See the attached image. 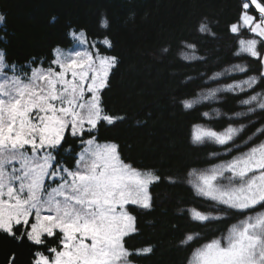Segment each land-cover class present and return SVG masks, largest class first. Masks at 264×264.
<instances>
[{
    "label": "snow or ice",
    "instance_id": "obj_1",
    "mask_svg": "<svg viewBox=\"0 0 264 264\" xmlns=\"http://www.w3.org/2000/svg\"><path fill=\"white\" fill-rule=\"evenodd\" d=\"M4 20L0 15V24ZM102 25L107 26L106 19ZM229 30L253 34L255 38L239 40L240 52L256 58L264 69V0H238ZM199 31L215 36L207 22L200 23ZM72 35L87 47L74 53L56 48L46 67L35 60L18 66L0 49V233L27 241L34 249L31 264H133L132 256L153 249L126 246V238L138 231L129 206L151 209L150 187L161 177L127 162L118 143L99 142L96 132L102 123L113 125L125 118L110 114L102 100L119 61L99 50L101 44L112 47L109 38L89 43L83 30ZM185 48L181 53L185 61L202 59L195 54L194 44ZM246 70L234 64L213 73L209 80L218 82ZM260 82H264V71L259 77L217 84L194 99L175 103L190 110L215 100L221 92L251 91L238 101L246 111L235 112L231 120L257 108L264 111V93L254 91ZM213 112L221 115L219 109ZM202 116L211 118L209 112ZM246 127L229 123L223 131L202 125L193 128V143L218 145L223 154L211 153L219 162L198 174L193 170L189 175L196 178L189 183L198 196L243 218L226 227L219 238L196 248L188 264H264V142L245 143L242 149L236 140ZM257 134L264 136V128L256 129L253 135ZM68 136L80 147L71 167L59 158ZM190 214L199 222L225 219L195 208ZM194 239L189 234L181 243ZM15 261L13 253L7 264Z\"/></svg>",
    "mask_w": 264,
    "mask_h": 264
},
{
    "label": "trees",
    "instance_id": "obj_2",
    "mask_svg": "<svg viewBox=\"0 0 264 264\" xmlns=\"http://www.w3.org/2000/svg\"><path fill=\"white\" fill-rule=\"evenodd\" d=\"M238 0H0V49L18 66L31 61L46 67L54 49L71 48L73 31L83 30L90 41L107 37L112 47H99L101 53L116 56L119 63L112 70L107 87L102 92L104 107L110 114L125 117L113 125L102 123L96 132L100 142L120 145L123 158L141 170H152L161 177L151 186V209L129 206L137 218L138 231L126 238L130 250L151 246L153 251L131 257L135 264H188L193 251L219 238L226 227L243 217L205 200L195 192L190 180L195 174L219 162L213 152L223 149L212 143L195 144V125L223 131L229 123L247 125L236 143L254 146L264 142V136L253 135L264 128V111L239 118L235 112L246 111L239 100L248 94L223 93L211 102L196 104L186 110L175 103L179 99H194L202 91L217 84L260 76L256 58L240 52L239 40L255 38L242 30L232 34ZM107 20V26L102 20ZM207 22L215 33L199 31ZM185 44L196 46L200 60L185 61ZM258 47H260L258 45ZM167 48L168 52L163 49ZM237 53H240L237 55ZM240 64L245 73H232L218 82L209 80L215 72ZM264 93V82L255 86ZM219 109L217 117L213 112ZM209 112L211 118L202 116ZM249 136H253L251 141ZM69 148L71 152L67 151ZM246 150V149H244ZM80 151L79 142L71 136L60 150V160L71 167ZM195 174L190 176L189 173ZM174 181V182H173ZM195 208L212 215H223L222 221L199 222L192 219ZM195 239L182 244L187 235ZM48 243L55 246L52 240ZM43 250V249H42ZM34 249L27 241L18 242L0 233V264H7L15 253V264H31Z\"/></svg>",
    "mask_w": 264,
    "mask_h": 264
},
{
    "label": "rangeland",
    "instance_id": "obj_3",
    "mask_svg": "<svg viewBox=\"0 0 264 264\" xmlns=\"http://www.w3.org/2000/svg\"><path fill=\"white\" fill-rule=\"evenodd\" d=\"M77 34L79 33V32H76ZM72 37H73V40H74V45L71 47V48H62V47H60V49L61 50H63V51H65L66 53H74L75 51H78V50H82L84 47H87V45H80L79 44V42H78V40L76 39V38H74V36L72 35ZM86 38H87V36H86ZM87 41L89 42V43H96V41H90L88 38H87ZM112 72V71H111ZM111 74V73H110ZM110 76V75H109ZM109 80V79H108ZM100 142V141H99ZM100 143H104V142H100ZM152 186V185H151ZM150 189H151V187H150ZM133 262V261H132ZM133 264H135L134 262H133Z\"/></svg>",
    "mask_w": 264,
    "mask_h": 264
}]
</instances>
